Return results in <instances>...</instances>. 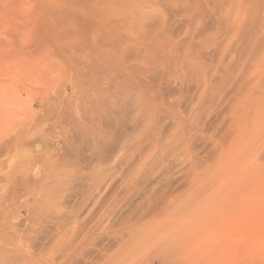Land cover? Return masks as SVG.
Masks as SVG:
<instances>
[{
  "label": "rangeland",
  "instance_id": "374dc122",
  "mask_svg": "<svg viewBox=\"0 0 264 264\" xmlns=\"http://www.w3.org/2000/svg\"><path fill=\"white\" fill-rule=\"evenodd\" d=\"M23 1L0 264H264V0Z\"/></svg>",
  "mask_w": 264,
  "mask_h": 264
},
{
  "label": "bare ground",
  "instance_id": "6f19581e",
  "mask_svg": "<svg viewBox=\"0 0 264 264\" xmlns=\"http://www.w3.org/2000/svg\"><path fill=\"white\" fill-rule=\"evenodd\" d=\"M36 6L37 5H35V7ZM33 8L34 6L32 7V4L25 3L23 0H0V105L4 104L0 106V156L9 155L11 157L12 176H15L17 171L19 147L17 112L14 107L18 101L16 97L18 92L16 83L18 76L17 69H19L17 63L20 56L18 50H20L19 48L22 47L25 42L27 43L26 39L30 38L31 33H33V14L35 12V8ZM90 23L91 22H89V24ZM94 24H97V22L95 21ZM98 25H100V23L97 24V27ZM6 102L10 103L11 106H6ZM12 228L15 229L13 226ZM13 233L15 234V232ZM14 237L17 238L16 236ZM14 249L16 250L15 247ZM10 252L12 253V251Z\"/></svg>",
  "mask_w": 264,
  "mask_h": 264
}]
</instances>
